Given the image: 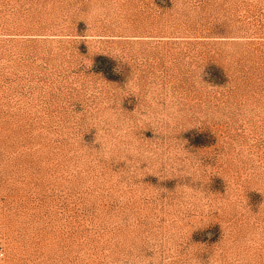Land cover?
Listing matches in <instances>:
<instances>
[{"label":"rangeland","instance_id":"rangeland-1","mask_svg":"<svg viewBox=\"0 0 264 264\" xmlns=\"http://www.w3.org/2000/svg\"><path fill=\"white\" fill-rule=\"evenodd\" d=\"M2 264H264V0H0Z\"/></svg>","mask_w":264,"mask_h":264},{"label":"built area","instance_id":"built-area-1","mask_svg":"<svg viewBox=\"0 0 264 264\" xmlns=\"http://www.w3.org/2000/svg\"><path fill=\"white\" fill-rule=\"evenodd\" d=\"M3 258H4V251H3V248L0 244V264H2Z\"/></svg>","mask_w":264,"mask_h":264}]
</instances>
